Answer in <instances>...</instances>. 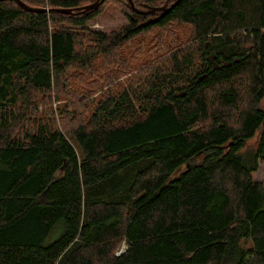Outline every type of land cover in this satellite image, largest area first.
<instances>
[{"label": "trees", "instance_id": "16d2710c", "mask_svg": "<svg viewBox=\"0 0 264 264\" xmlns=\"http://www.w3.org/2000/svg\"><path fill=\"white\" fill-rule=\"evenodd\" d=\"M20 1L0 0V264H264V0H115L110 31L87 25L109 0Z\"/></svg>", "mask_w": 264, "mask_h": 264}, {"label": "rangeland", "instance_id": "374dc122", "mask_svg": "<svg viewBox=\"0 0 264 264\" xmlns=\"http://www.w3.org/2000/svg\"><path fill=\"white\" fill-rule=\"evenodd\" d=\"M95 0L88 2L89 4L93 3ZM87 3H85L86 6ZM124 10H128L127 5L122 3H118L115 0L107 1L101 8L100 12L90 20L87 25L91 29H97L102 31H110L112 29H116L123 24H126L128 21L127 14L123 12ZM85 10V9H84ZM53 106H56V102H53ZM263 106H264V99H263ZM259 137V132L257 133L256 137L252 140V144L255 145L256 140ZM252 178L254 180H260L264 182V160L259 162L258 169L253 172ZM124 248V242L121 243V246L117 250V253H120Z\"/></svg>", "mask_w": 264, "mask_h": 264}, {"label": "water", "instance_id": "95a60500", "mask_svg": "<svg viewBox=\"0 0 264 264\" xmlns=\"http://www.w3.org/2000/svg\"><path fill=\"white\" fill-rule=\"evenodd\" d=\"M20 1V0H19ZM104 0H95L93 3L91 4H87L86 6H83V7H80V9H85V10H89V9H92V8H97ZM129 5L131 6V8L134 10V11H137V12H142V13H152V12H155V11H160V10H165L167 8V4L161 6V7H154V8H151V9H148L146 11H140L138 9L135 8L132 0H127ZM178 1V0H176ZM21 4L27 8V9H31V10H38L37 8H33V7H29L27 6L25 3H23L22 1H20ZM42 10H47L46 8H43ZM59 11H63V12H72V10H67V9H58Z\"/></svg>", "mask_w": 264, "mask_h": 264}]
</instances>
